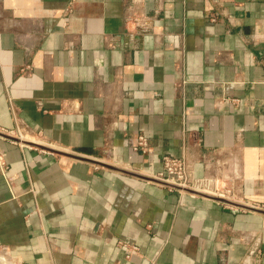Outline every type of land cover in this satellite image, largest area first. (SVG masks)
Returning <instances> with one entry per match:
<instances>
[{"label":"crops","instance_id":"0c3cea01","mask_svg":"<svg viewBox=\"0 0 264 264\" xmlns=\"http://www.w3.org/2000/svg\"><path fill=\"white\" fill-rule=\"evenodd\" d=\"M1 156L0 264H264V0H0Z\"/></svg>","mask_w":264,"mask_h":264},{"label":"built area","instance_id":"2783aa9c","mask_svg":"<svg viewBox=\"0 0 264 264\" xmlns=\"http://www.w3.org/2000/svg\"><path fill=\"white\" fill-rule=\"evenodd\" d=\"M148 138L145 135H139L137 143L134 146V149L146 150L148 147ZM163 171L159 172L154 177L172 183L182 188H189L195 191H200L204 193L211 194V190H219V185L216 183L214 178H195L192 175V172L189 167L187 157L182 156H171L166 155L163 157ZM8 167L7 161L1 156L0 157V169L2 172H5ZM230 191V190H229ZM128 248L127 257H130L133 253H136L138 248L136 246L124 245Z\"/></svg>","mask_w":264,"mask_h":264},{"label":"water","instance_id":"95a60500","mask_svg":"<svg viewBox=\"0 0 264 264\" xmlns=\"http://www.w3.org/2000/svg\"><path fill=\"white\" fill-rule=\"evenodd\" d=\"M58 152H59V151H58ZM157 180H159V179H157ZM160 181L163 182V183H165V184H167V185H171V186H173V187L180 188L179 186L174 185V184H172V183H169V182H167V181H163V180H160ZM185 190H187V191H189V192L196 193V194H200V195H203V196H207V197H215V198H218V199H222V200H223V198L218 197V196H216V195H212V194H208V193H204V192H200V191H195V190H192V189H185Z\"/></svg>","mask_w":264,"mask_h":264},{"label":"rangeland","instance_id":"374dc122","mask_svg":"<svg viewBox=\"0 0 264 264\" xmlns=\"http://www.w3.org/2000/svg\"><path fill=\"white\" fill-rule=\"evenodd\" d=\"M185 192L187 191V190H185V189H189V188H182ZM187 192H189V191H187ZM211 192V194L212 195H216V196H218V197H226L225 196V192L222 190V189H219V190H215V191H210ZM191 193H193V192H191Z\"/></svg>","mask_w":264,"mask_h":264}]
</instances>
